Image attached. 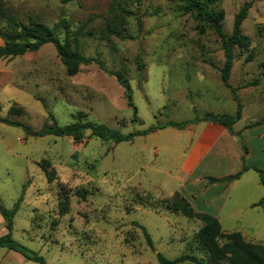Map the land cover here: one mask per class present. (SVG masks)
<instances>
[{
  "label": "rangeland",
  "instance_id": "rangeland-1",
  "mask_svg": "<svg viewBox=\"0 0 264 264\" xmlns=\"http://www.w3.org/2000/svg\"><path fill=\"white\" fill-rule=\"evenodd\" d=\"M249 1L222 0L214 7L223 17L227 38ZM4 2L24 22L34 18L57 28L62 40L63 21L72 32L82 27V54L100 59L106 70L96 64L68 68L52 44L0 59L3 119L34 132L54 122L66 126L80 120L128 134L234 116L238 104L247 117L264 118V0H254L242 23L241 33L249 42L233 49L229 83L239 103L222 81L220 39L178 0ZM118 16L123 18L111 34ZM125 85L132 89L142 125L132 122ZM194 142L186 132L167 128L121 144L88 132L82 143H75L72 138L30 137L21 127L0 123V207L11 211L20 201L13 239L47 264H160L157 252L170 260L195 255L209 264L195 238L205 223L187 215L189 201L183 204L176 192ZM247 212L238 220L224 215L223 231L240 232L247 242L264 245V216ZM135 223L147 229L155 251ZM6 233L0 214V237ZM0 264L36 263L3 248Z\"/></svg>",
  "mask_w": 264,
  "mask_h": 264
},
{
  "label": "trees",
  "instance_id": "trees-1",
  "mask_svg": "<svg viewBox=\"0 0 264 264\" xmlns=\"http://www.w3.org/2000/svg\"><path fill=\"white\" fill-rule=\"evenodd\" d=\"M72 1L74 0H60L62 4H68ZM178 1L184 4V9L186 12L195 13L198 20L206 23L220 39L225 57V63L221 71L222 81L227 88L232 90L234 100L239 103V99L236 97L235 90L229 83L234 63L233 49L243 41L249 42V39L242 35L241 26L244 20L247 18L248 11L252 8L254 0L245 3L240 12L237 14L233 26V33L229 38L226 37L223 31V17L214 8L222 0ZM120 14L124 16L132 15V13L127 11H121ZM122 18V16H118L116 18L118 20L115 19L113 25H111L112 28L109 29V33H116L114 28L117 26L116 23H119ZM60 28L64 32V40L59 37L57 28L52 29L34 18H30L28 22H24L18 16L11 13L4 0H0V39L3 41V45L0 46V59H13L16 57H21L30 52H38L42 47L52 44L55 47L56 52L61 58L63 64L68 68L72 69L73 66L78 67L80 65L88 66L91 64H96L102 70H106L103 62L100 59L87 57L82 54L80 45V37L84 34V29L82 27L72 32L69 23L63 21ZM87 34L93 35L91 32H88ZM71 72L75 74V71ZM125 89L128 104L133 109L132 122L142 125V120L138 117L137 109L132 101V89L129 85H125ZM210 117L205 119L208 120ZM216 118L217 124L223 126L230 133L234 134L233 126L242 118V106L238 104V109L234 116L223 114L221 116H217ZM197 121L191 120L184 121L182 123H170L162 127L152 126L145 130L133 131L128 134H124L120 130L110 128L105 124L84 122L80 120L66 126H60L54 122L52 125H47L43 129L34 132L21 123L0 117V123L12 127H21L27 136L34 138L54 136L57 138H72L75 143H82L86 134L89 132L90 136L92 137H95L103 142H114L115 144L132 142L137 137L148 136L149 134L154 133L156 130L164 129L166 127H173L178 130H183L188 126L197 123ZM262 124H264V118L247 126V128L260 126ZM236 136L242 139L241 133H237ZM242 147L244 152L247 153L248 150L243 142ZM242 160L244 162L245 158L243 157ZM249 169V167L244 165L242 170L236 175L229 176L221 180L210 178L209 181L213 184L230 183L232 181L238 180ZM254 170L260 175L261 184L264 186V171L257 168H254ZM48 179L50 182L54 181V171H51L48 174ZM182 199L183 204H185V201L187 200L183 197ZM255 206L264 207V197ZM19 208L20 201L11 211L0 207V214L5 220L7 230V233L0 237V249L5 248L9 251L18 253L25 260L34 262L36 264H47L45 259L38 253L29 250L13 239L12 230L14 218ZM184 210L187 212L189 217L197 216L205 223L195 238L197 245L207 256L209 264H264V245L247 242L240 232L225 233L220 222L216 218L205 214L195 213L189 202L185 204ZM135 225L141 230L146 245L151 250L155 251L156 249L154 242L147 229L138 223H135ZM156 256L160 264H203V262L195 255H182L173 260L166 258L159 252L156 253Z\"/></svg>",
  "mask_w": 264,
  "mask_h": 264
},
{
  "label": "crops",
  "instance_id": "crops-1",
  "mask_svg": "<svg viewBox=\"0 0 264 264\" xmlns=\"http://www.w3.org/2000/svg\"><path fill=\"white\" fill-rule=\"evenodd\" d=\"M261 119L247 117L243 110L242 118L233 126L234 134L210 119H201L179 130L195 142L182 166L176 192L189 201L195 213L209 215L219 222L224 215L238 220L248 213V209L264 216V207L255 206L264 197V186L254 170L264 171V124L247 128ZM167 128L178 130L164 129ZM237 133H241L242 139L236 136ZM244 165L250 169L238 180L214 184L209 181L210 178L221 180L236 175Z\"/></svg>",
  "mask_w": 264,
  "mask_h": 264
},
{
  "label": "water",
  "instance_id": "water-1",
  "mask_svg": "<svg viewBox=\"0 0 264 264\" xmlns=\"http://www.w3.org/2000/svg\"><path fill=\"white\" fill-rule=\"evenodd\" d=\"M210 120H211L212 122H214V123L217 122V118H216V117H213V116L210 117Z\"/></svg>",
  "mask_w": 264,
  "mask_h": 264
}]
</instances>
